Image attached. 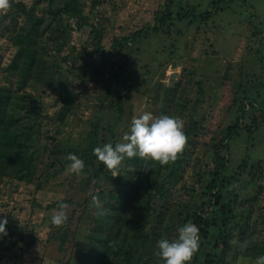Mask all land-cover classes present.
I'll list each match as a JSON object with an SVG mask.
<instances>
[{
    "label": "trees",
    "instance_id": "trees-1",
    "mask_svg": "<svg viewBox=\"0 0 264 264\" xmlns=\"http://www.w3.org/2000/svg\"><path fill=\"white\" fill-rule=\"evenodd\" d=\"M101 1L104 0H92L89 11H86L88 0H32L30 5L22 0H12L11 10L6 15H0V36L14 46L13 55L7 63L0 50V74L15 80L18 90L35 80L42 82L48 91L57 92L60 101H53L59 104L54 114L60 123H64L72 113L78 102L75 100L84 89L92 83L100 85L106 71H110V83L100 89L104 93L109 92L113 84L127 80L130 83L134 78V74L115 59L114 50L122 47L129 49L130 43L139 41L150 30L157 34L170 33L169 24L173 15L168 4L157 9L151 28L136 30L132 37L125 35L114 40L112 37L111 47L107 48L102 30L88 21L96 14L95 8ZM233 1L211 0V8L199 12L200 18L204 20L219 10L230 9ZM180 6L184 8L183 3ZM190 14H197L195 6L175 12L178 19L189 18ZM84 25H90V34H94L98 45L99 53L94 58V53L77 47L74 42H69V35L66 36L67 26L79 29ZM254 30L257 34L262 32L257 26ZM48 46L54 48L52 52H49ZM71 78L78 86H83L74 88ZM10 83H2L0 79V176L44 183L49 174H60L67 168L70 163L67 155L75 154L84 162L83 172L74 174L79 178L75 183L71 182L77 198L69 196L48 205L52 207L55 204L57 208L61 202L70 205L66 223L55 227L49 222L45 239L46 255L57 264L71 262L84 212L91 206L89 193L98 195L105 214L99 215L101 209L96 208L92 221H87L91 229L84 235L88 246L80 264H163L156 255L157 241L177 238L178 229L189 222L199 228L200 247L188 264H240L242 257L256 259L264 256L261 185L253 194L240 197L237 189L230 187L231 181L240 179V173L227 174L229 158L223 154V149H228L230 138L240 127L243 116L240 113L247 107L257 106L247 96H235L241 100L236 108L239 113L235 124L228 127L230 131L219 138L212 148L209 147L211 161H206L208 153L204 152L202 157L198 155L197 129L202 127L201 121L194 119L193 113H190L187 123V117L182 114L186 104L180 101L183 99L180 93L175 97L180 82L167 86L164 90L166 105L157 116H176L184 121V125L187 124L184 133L188 141L183 153L175 162L163 166L148 161L149 171L143 170L145 161L140 158H125L119 169L120 175L112 177L92 152L95 147L117 136L115 128L122 116V107L117 100L124 93L118 92L116 99H106V110L117 113L113 125L107 118L104 120L106 124H101L104 109L100 107L84 137L85 142L60 149L64 152L63 156L56 155L44 163L39 159L40 147L34 145L33 129L41 117L45 101H21L20 97H15V89ZM197 84L201 89L200 80ZM238 92L242 93L241 89ZM198 100L193 107L201 102ZM154 104L160 110L158 101ZM208 144L206 141L203 145L206 147ZM247 158L248 154H245L240 165L244 166ZM57 163L58 167L50 169L49 165ZM245 175L247 181L242 189L258 182L253 179L252 169ZM206 178L209 179L205 181ZM238 204L240 210L236 209ZM258 211L260 214L256 216ZM5 229L7 235L0 236V258L10 251L17 239L24 240L20 245L23 251L36 241L32 233L24 239L21 229L12 221L5 225Z\"/></svg>",
    "mask_w": 264,
    "mask_h": 264
},
{
    "label": "rangeland",
    "instance_id": "rangeland-1",
    "mask_svg": "<svg viewBox=\"0 0 264 264\" xmlns=\"http://www.w3.org/2000/svg\"><path fill=\"white\" fill-rule=\"evenodd\" d=\"M22 1L30 5L32 0ZM101 2L95 8L96 14L88 21L102 30L104 45L107 48L111 47L112 37L113 40L125 35L132 37L136 30L151 28L157 9L168 4L173 15L172 23L169 24L170 33L157 34L150 30L139 41L131 40L129 49L122 47L120 50H114L115 59L122 62L125 68L134 74V78L130 83L127 80L113 84L112 88L109 87V92L104 93L100 89L110 83V71H106L102 75L100 85L92 83L76 98L77 105L73 107L72 113L64 123H60L54 114L59 104L53 101H60L57 92L48 91L42 82L35 80L18 90L16 81L1 73L2 83L11 82L15 97H20L21 101H45L41 117L33 129L34 145L40 147L39 159L46 163L45 161L56 155L63 156L64 152L60 149H69L85 142L84 137L87 136L90 124L102 106L104 113L101 124L105 125L104 120L107 118L113 125L117 113L106 110V99H116L118 92L124 93L117 100L122 107V116L115 128L117 136L109 142H119L122 135L129 130L133 117L144 112L157 116L161 108H165V88L179 81L180 87L175 97L180 93L183 98L180 101L186 104L182 114L187 117V123L190 113L202 123V127L197 129L200 157L204 152L208 153L209 147L212 148L219 138L230 131L228 127L235 124L236 115L239 113L236 108L241 103L235 96H247L257 104L256 107H247L240 113L243 115L240 118V127L230 138L228 149H223V154L229 158L227 174L237 171L240 173V179L231 181L230 187H235L243 198L246 194H253L261 185V203H264V0H235L231 2L230 9L219 10L217 14L204 20L200 18L199 12L210 9L211 0ZM91 3L92 0H88L86 11H89ZM180 3L184 4V8ZM185 3L188 7L195 6L197 14H190L186 19L176 18L175 12L178 9L187 10ZM256 26L262 30L261 33H255ZM67 33L69 42L94 53L93 58L99 53L94 34H90V25L79 29L76 26H67ZM48 48L49 52L54 49H51V46ZM0 50L4 54V62L7 63L13 55L14 46L3 36H0ZM123 75L121 77H124ZM198 80L201 89L197 84ZM71 81L75 83L76 89L83 86H78L72 78ZM240 89L243 94L237 93ZM188 99L190 101H186ZM196 99L201 102L193 107ZM154 101H158L160 110H157ZM22 105L24 106L23 102ZM185 128L187 124L184 125ZM206 141L209 144L204 147ZM245 154H248V158L242 166L240 163ZM206 161H211L209 153ZM49 167L54 169L58 167V163ZM251 169L253 179L258 182L242 189L247 181L245 173ZM77 177L69 173L67 168L60 174H49L44 183L0 176V220L6 218L7 224L12 221L15 226L18 225L24 239L28 238V233L36 237L35 243L25 251L20 246L24 240L17 239L9 248L10 251L0 258V264H57L47 257L44 249L50 218L54 210L58 209L55 204L52 207L48 205L69 196L77 198L76 190L71 187V182L75 183ZM236 209H241L240 204ZM96 212V208L92 206L84 212L80 225L81 233L75 242L70 264H80L82 261V255L88 246L84 235L91 229L87 221H92ZM258 214L260 211L256 216ZM261 228L264 231V227ZM0 236L3 237L2 234ZM254 261L255 259L246 256L240 259V264H254Z\"/></svg>",
    "mask_w": 264,
    "mask_h": 264
},
{
    "label": "clouds",
    "instance_id": "clouds-1",
    "mask_svg": "<svg viewBox=\"0 0 264 264\" xmlns=\"http://www.w3.org/2000/svg\"><path fill=\"white\" fill-rule=\"evenodd\" d=\"M12 7V0H0V15H6ZM188 137L184 133V121L176 116H153L144 112L131 120L130 128L120 141L113 145L111 142L95 147L92 154L96 160L111 172L112 177L119 174V169L125 158L138 157L145 161L144 171L151 170L148 161L167 165L177 160L187 145ZM70 162L67 171L80 175L84 169V162L75 154L67 155ZM91 195V206L101 209L99 215H104L103 204L98 195ZM70 205L59 203L58 209L50 218L52 226L61 227L68 219L67 211ZM7 219L0 220V234L7 235L5 225ZM199 228L189 222L178 229V236L173 240L161 238L157 241L156 255L163 264H188L199 250ZM243 247V245H242ZM254 264H264V256L255 259Z\"/></svg>",
    "mask_w": 264,
    "mask_h": 264
}]
</instances>
